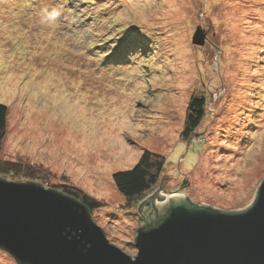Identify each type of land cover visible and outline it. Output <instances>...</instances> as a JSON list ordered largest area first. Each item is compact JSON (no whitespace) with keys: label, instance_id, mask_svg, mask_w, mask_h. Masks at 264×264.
<instances>
[{"label":"rangeland","instance_id":"374dc122","mask_svg":"<svg viewBox=\"0 0 264 264\" xmlns=\"http://www.w3.org/2000/svg\"><path fill=\"white\" fill-rule=\"evenodd\" d=\"M194 96L206 113L184 139ZM0 102V176L95 197L93 219L135 256L139 206L160 183L230 210L264 180V0H0ZM146 149L165 168L129 200L113 175ZM0 264L18 262L0 249Z\"/></svg>","mask_w":264,"mask_h":264},{"label":"water","instance_id":"95a60500","mask_svg":"<svg viewBox=\"0 0 264 264\" xmlns=\"http://www.w3.org/2000/svg\"><path fill=\"white\" fill-rule=\"evenodd\" d=\"M206 33L198 27L195 44ZM182 187V186H181ZM160 188L139 206L137 255L113 244L77 199L0 176V248L20 264H264V180L253 201L225 210Z\"/></svg>","mask_w":264,"mask_h":264},{"label":"trees","instance_id":"16d2710c","mask_svg":"<svg viewBox=\"0 0 264 264\" xmlns=\"http://www.w3.org/2000/svg\"><path fill=\"white\" fill-rule=\"evenodd\" d=\"M99 47L100 50L103 49L102 45ZM101 53L106 54L109 53V51ZM205 108L206 99L204 96L192 97L188 106L186 121L182 132V137L184 139H189L195 134L205 117ZM8 113V106L0 102V147L2 146L6 134ZM165 163L166 158L164 155L148 149L144 150L139 161L132 168L114 173L113 179L117 189L129 200L139 199L156 185L165 168ZM2 165L7 167V169H12L15 163L3 162ZM66 191L67 192L63 193L83 203L91 213V216L92 210L101 208L105 205L100 200H97L95 197L76 187L67 186ZM0 249L8 252L3 248ZM18 264L20 263L18 262Z\"/></svg>","mask_w":264,"mask_h":264},{"label":"bare ground","instance_id":"6f19581e","mask_svg":"<svg viewBox=\"0 0 264 264\" xmlns=\"http://www.w3.org/2000/svg\"><path fill=\"white\" fill-rule=\"evenodd\" d=\"M178 194H180V193H176V194H172V195H178Z\"/></svg>","mask_w":264,"mask_h":264}]
</instances>
